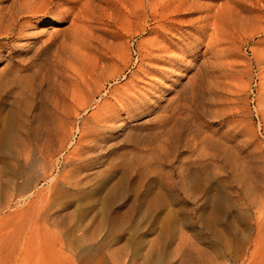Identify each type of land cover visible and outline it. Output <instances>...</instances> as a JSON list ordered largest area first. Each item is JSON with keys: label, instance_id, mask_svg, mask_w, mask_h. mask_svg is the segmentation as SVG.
I'll use <instances>...</instances> for the list:
<instances>
[{"label": "rangeland", "instance_id": "obj_1", "mask_svg": "<svg viewBox=\"0 0 264 264\" xmlns=\"http://www.w3.org/2000/svg\"><path fill=\"white\" fill-rule=\"evenodd\" d=\"M32 2L0 64V264H264V0Z\"/></svg>", "mask_w": 264, "mask_h": 264}, {"label": "bare ground", "instance_id": "obj_2", "mask_svg": "<svg viewBox=\"0 0 264 264\" xmlns=\"http://www.w3.org/2000/svg\"><path fill=\"white\" fill-rule=\"evenodd\" d=\"M8 0H0V42L1 41H3V43H0V64L1 63H3L4 61L5 62H9V58L11 57L10 56V53L8 52H4V49L10 44V43H8L9 42V39L10 38H14V42H13V46H14V44L17 42V41H19V39L21 38V32H22V29H23V26H22V24H20V21L21 20H23V19H25V18H28V19H32V18H34L35 17V15L41 10L40 8H37V7H40L41 6V4L40 5H38L37 7L35 6V4L32 2V0H14V1H12V4L11 5H4L6 2H7ZM45 1V0H44ZM44 1H41L40 0V2L42 3V2H44ZM47 1V0H46ZM39 2V3H40ZM35 3H37V2H35ZM46 3V2H45ZM50 3V2H49ZM47 5V4H46ZM45 6V5H44ZM43 6V7H44ZM42 7V8H43ZM136 8V7H135ZM137 9V8H136ZM135 9V11H137ZM44 11H45V9H43ZM42 10V11H43ZM261 10V9H260ZM247 12V11H246ZM137 13V12H136ZM251 15H253V14H251ZM263 15V14H262ZM241 16V15H240ZM246 16V15H245ZM244 17V16H243ZM261 17V16H260ZM217 18V17H216ZM241 18V17H240ZM239 17H238V19H240ZM242 21H239V26L240 27H243L244 29L245 28H247L248 26L250 27L251 25H256L257 24V22H258V19L257 18H255V17H247V19L246 18H244V19H241ZM238 21V20H237ZM262 21H264V15L259 19V22L260 23H262ZM207 24V23H206ZM258 27V26H257ZM260 27V26H259ZM258 27V28H259ZM257 28V29H258ZM216 29V28H215ZM214 29V30H215ZM81 30V29H80ZM259 30H261V29H259ZM77 31V30H76ZM81 31H83V29L81 30ZM249 31V30H248ZM245 32H247V30L245 31ZM262 32V31H261ZM261 32H259V33H261ZM78 33V32H77ZM79 35V34H78ZM24 36V35H23ZM89 36V35H88ZM93 36V35H92ZM50 38H51V36H49ZM56 37V36H55ZM73 37V36H72ZM91 37V36H90ZM54 38V37H53ZM78 38V37H77ZM77 38L75 39V40H77ZM93 38V37H92ZM91 38V39H92ZM84 39H85V37H84ZM90 39V40H91ZM94 39V38H93ZM92 39V40H93ZM24 40V39H23ZM50 40V39H49ZM48 40V41H49ZM68 40V39H67ZM74 40V41H75ZM81 40H83V39H81ZM86 40H87V38H86ZM5 41V42H4ZM48 41H46V42H48ZM73 41V40H72ZM95 41V40H94ZM76 42V41H75ZM88 42V41H87ZM44 43V42H43ZM60 43V42H59ZM70 43V42H69ZM68 43V44H69ZM84 43H85V41H84ZM92 43V42H91ZM29 44V43H28ZM42 44V43H41ZM40 44V45H41ZM49 44V42L48 43H44L43 45H42V47H41V51H46L47 49H49V47H51L50 46V44ZM62 44H63V42H62ZM62 44H61V47L60 48H62ZM70 44H74V42L72 43H70ZM39 45V46H40ZM58 45V44H57ZM60 45V44H59ZM66 45V44H65ZM92 45V44H91ZM98 46H99V44H97ZM101 45V44H100ZM39 46L37 47V48H39ZM73 46V45H72ZM72 46L70 45V47L72 48ZM95 46V45H94ZM94 46L92 45L91 47H93L94 48ZM57 48H59V47H57ZM56 48V49H57ZM59 48V49H60ZM66 48V47H65ZM64 48V49H65ZM51 49H52V47H51ZM101 49V48H100ZM105 49V48H104ZM110 49L111 48H106V50L107 51H105L104 53L102 52V56H100L101 57V60H107L108 58H107V56H108V54L110 53L109 51H110ZM25 50V49H24ZM102 50V49H101ZM100 50V51H101ZM53 51V50H52ZM54 51H55V49H54ZM57 52H58V50H57ZM72 52V51H71ZM73 52H75V51H73ZM96 52V51H95ZM98 52V51H97ZM35 53V52H34ZM56 53V52H55ZM59 53V52H58ZM69 53H70V51H69ZM101 53V52H100ZM72 54H74V53H72ZM36 55V54H35ZM75 55V54H74ZM77 55V54H76ZM100 55V54H99ZM98 55V56H99ZM26 56V55H25ZM70 56V55H69ZM73 56V55H72ZM71 56V57H72ZM66 57V56H65ZM27 58V57H26ZM26 58H24V60H25V62H26ZM31 58V57H30ZM29 58V59H30ZM75 58V57H74ZM99 58V57H98ZM28 59V58H27ZM33 59V58H32ZM8 60V61H7ZM24 60H21V61H23L24 62ZM38 60V59H37ZM50 60V59H49ZM67 60V59H66ZM76 60V59H75ZM17 61V60H16ZM30 61V60H29ZM57 61H58V59H57ZM60 61H61V59H60ZM68 62V61H67ZM28 63V62H27ZM55 63V62H54ZM77 63V62H76ZM22 64V63H21ZM46 64V63H45ZM60 64V63H59ZM68 64V63H67ZM96 64H98V62H95V65ZM6 65V64H5ZM47 65H49V64H47ZM60 65H62V64H60ZM35 66V65H34ZM40 66H42V64L40 65ZM83 66V65H82ZM31 67V66H30ZM33 67V66H32ZM31 67V68H32ZM38 67V66H37ZM51 67V66H50ZM49 67V68H50ZM45 68H46V66H45ZM52 68H54V75L57 77L58 76V74H59V71L57 72V66H55V64H54V67H52ZM3 69V70H2ZM13 69V68H12ZM36 69V68H35ZM62 69V68H61ZM66 69H67V67H66ZM66 69H64V70H66ZM69 69L70 68H68V70L67 71H69ZM42 70V69H41ZM41 70H39V71H41ZM46 70H47V68H46ZM93 70H94V72H99V73H102L103 72V70H104V68H97V66H94V68H93ZM0 75H5V74H8V73H11L12 72V70L10 69V66L9 65H7L6 67H4V68H1L0 69ZM13 71H15V70H13ZM19 71V70H18ZM42 71H45V69L44 70H42ZM47 71H49V70H47ZM51 72H53L52 70H50ZM66 71V72H67ZM33 72V71H32ZM46 72V71H45ZM51 72H49V73H51ZM13 73V72H12ZM35 73V72H34ZM42 73V72H41ZM48 73V74H49ZM20 75V74H19ZM31 75H32V73H31ZM47 75V74H46ZM52 75V74H51ZM26 76V75H25ZM33 76H34V74H33ZM40 76V75H39ZM20 77H21V75H20ZM20 77H15V78H19V79H21ZM1 78H2V76H0V91H1V89H2V80H1ZM4 78V77H3ZM13 78V77H12ZM11 78V79H12ZM48 78V77H47ZM50 78V77H49ZM58 78V77H57ZM30 79H31V77H30ZM29 79V80H30ZM37 79V78H36ZM13 80H14V78H13ZM28 80V79H27ZM28 80V81H29ZM43 80H45V79H43ZM54 80V79H53ZM56 80H58V79H56ZM56 80H54L53 81V83L54 84H56L57 85V81ZM37 81H39V80H37ZM45 82V81H44ZM52 82V81H51ZM8 83V82H7ZM18 83L19 82H17V85H18ZM35 83V82H34ZM42 83H43V81H42ZM53 83H51L52 85H53ZM5 84V83H4ZM39 84V83H38ZM14 85V84H13ZM37 85V84H36ZM40 85V84H39ZM25 86V85H24ZM31 86V85H30ZM48 86H49V84H48ZM51 86V85H50ZM6 87H7V85H6ZM6 87H5V89H6ZM23 87V86H22ZM52 87H54V85L52 86ZM18 88V87H17ZM21 88V87H20ZM24 88V87H23ZM32 88V87H31ZM38 88V87H37ZM40 89L42 88V87H39ZM59 88V87H58ZM8 89V88H7ZM3 90H4V88H3ZM26 90H27V88H26ZM58 91V90H57ZM2 93V92H1ZM0 93V94H1ZM29 93V92H28ZM3 94V93H2ZM57 103V102H56ZM55 105H57V104H55ZM55 107V106H54ZM56 108V107H55ZM58 108V107H57ZM57 108H56V110H57ZM54 111V110H53ZM173 112V111H172ZM54 114V113H53ZM59 114V113H58ZM55 116V115H54ZM57 117V116H56ZM53 119H54V117H53ZM56 119V118H55ZM56 123V124H55ZM54 124L56 125L55 126V128L53 129V131L49 134V136H47V139H46V141H43V144L40 146L39 144V148H38V150H37V154H38V156L41 158V157H43L45 154L47 155V153H49L50 152V148L52 149V146H56L55 145V142L56 141H58L59 143L62 141V139H61V137H62V135H63V131H64V127H63V124H64V122L62 121V118H60V117H57V119H56V121L54 122ZM53 124V125H54ZM53 127V126H52ZM49 129H51V128H48V131H49ZM105 130V129H104ZM44 136H46V135H44ZM43 136V137H44ZM64 139H65V137H64ZM39 142V141H38ZM105 142V140H93V142H92V144L90 143V144H88V145H86V147H85V149H84V154H86L88 157H86L84 160H88V159H91V157H89V156H91V155H93V154H95V153H97V154H99L100 153V150H98L100 147V145L102 144V143H104ZM40 143H42V142H40ZM63 143H64V141H63ZM57 146H58V144H57ZM56 146V147H57ZM38 147V146H37ZM82 148V147H81ZM81 150V149H80ZM98 150V151H97ZM35 152V151H34ZM54 152V151H53ZM81 152H83V150L81 151ZM50 154H52V153H50ZM49 154V155H50ZM79 155H81V154H79ZM100 155V154H99ZM30 156V155H29ZM47 157V156H46ZM48 158V157H47ZM80 159V158H79ZM44 160V159H43ZM81 162L83 161V160H80ZM54 179L53 178H50L49 180H48V182H47V184H49V183H51L52 181H53ZM79 227V226H78ZM87 228H88V225H81L80 226V228H79V231H81L82 232V238L87 234ZM81 238V239H82ZM86 238V237H85ZM210 261V260H209ZM209 261H207L209 264L211 263V261L209 262ZM214 262V261H213ZM215 263V262H214ZM206 264V263H205ZM216 264H223V263H221V262H217Z\"/></svg>", "mask_w": 264, "mask_h": 264}]
</instances>
